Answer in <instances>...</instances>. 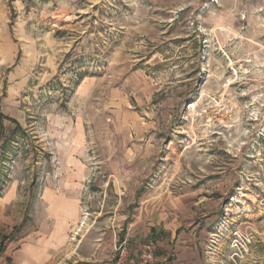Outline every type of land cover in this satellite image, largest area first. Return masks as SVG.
Returning <instances> with one entry per match:
<instances>
[{"label": "rangeland", "instance_id": "374dc122", "mask_svg": "<svg viewBox=\"0 0 264 264\" xmlns=\"http://www.w3.org/2000/svg\"><path fill=\"white\" fill-rule=\"evenodd\" d=\"M0 264H264V0H0Z\"/></svg>", "mask_w": 264, "mask_h": 264}, {"label": "built area", "instance_id": "2783aa9c", "mask_svg": "<svg viewBox=\"0 0 264 264\" xmlns=\"http://www.w3.org/2000/svg\"><path fill=\"white\" fill-rule=\"evenodd\" d=\"M154 256L153 247L151 244L146 246V251L142 256V264H149Z\"/></svg>", "mask_w": 264, "mask_h": 264}, {"label": "trees", "instance_id": "16d2710c", "mask_svg": "<svg viewBox=\"0 0 264 264\" xmlns=\"http://www.w3.org/2000/svg\"><path fill=\"white\" fill-rule=\"evenodd\" d=\"M8 240V237L3 236V238L0 240V254L2 253V251L5 248V241Z\"/></svg>", "mask_w": 264, "mask_h": 264}]
</instances>
